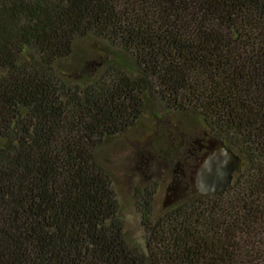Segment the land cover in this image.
<instances>
[{"label":"trees","instance_id":"1","mask_svg":"<svg viewBox=\"0 0 264 264\" xmlns=\"http://www.w3.org/2000/svg\"><path fill=\"white\" fill-rule=\"evenodd\" d=\"M156 109L244 165L155 221L136 194L140 246L99 150ZM0 264H264V0H0Z\"/></svg>","mask_w":264,"mask_h":264},{"label":"rangeland","instance_id":"2","mask_svg":"<svg viewBox=\"0 0 264 264\" xmlns=\"http://www.w3.org/2000/svg\"><path fill=\"white\" fill-rule=\"evenodd\" d=\"M155 112L157 117H142L134 128L106 142L99 150L100 161L112 175L125 238L140 246L147 234L134 196L152 192L151 221L159 218L171 205L163 207L166 190L172 184L174 161L188 139L200 131L190 116L164 113L161 109ZM143 149H150L153 157L141 170L142 162L138 164V160Z\"/></svg>","mask_w":264,"mask_h":264},{"label":"water","instance_id":"3","mask_svg":"<svg viewBox=\"0 0 264 264\" xmlns=\"http://www.w3.org/2000/svg\"><path fill=\"white\" fill-rule=\"evenodd\" d=\"M212 142L213 152L200 163L195 177L191 179L194 191L201 195H209L228 187L233 175L244 165V160L229 150L224 143L215 140Z\"/></svg>","mask_w":264,"mask_h":264},{"label":"flooded vegetation","instance_id":"4","mask_svg":"<svg viewBox=\"0 0 264 264\" xmlns=\"http://www.w3.org/2000/svg\"><path fill=\"white\" fill-rule=\"evenodd\" d=\"M205 138L206 134L203 138H196L180 150L181 155L174 161L172 184L166 190L163 206L171 204L187 192H195L191 179L195 177L200 163L214 150L212 139Z\"/></svg>","mask_w":264,"mask_h":264}]
</instances>
